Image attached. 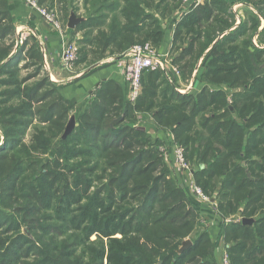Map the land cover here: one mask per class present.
<instances>
[{"label": "trees", "instance_id": "obj_1", "mask_svg": "<svg viewBox=\"0 0 264 264\" xmlns=\"http://www.w3.org/2000/svg\"><path fill=\"white\" fill-rule=\"evenodd\" d=\"M85 1L92 6L87 22L107 30L89 41L97 47L90 65L139 44L158 51L175 23L174 44L184 50L174 64L192 72L209 50L195 77L205 87L182 94L162 72L145 73L135 105L126 100L110 112L97 95L82 116L72 114L77 125L63 137L75 105L45 72L35 38L14 52L18 21L9 0H0V264H217L216 244L202 225L194 230L197 207L170 178L160 142L138 125V114L174 135L196 184L209 195L217 191L222 220L261 213L253 225H225L222 234L232 264H264V46L252 41L257 36L264 45V0H246L256 14L231 32L226 0L191 6L178 21L183 0ZM246 32L248 41L234 45ZM37 148L44 162L34 159ZM187 238L192 244L182 250Z\"/></svg>", "mask_w": 264, "mask_h": 264}, {"label": "crops", "instance_id": "obj_2", "mask_svg": "<svg viewBox=\"0 0 264 264\" xmlns=\"http://www.w3.org/2000/svg\"><path fill=\"white\" fill-rule=\"evenodd\" d=\"M65 1L66 0H62V2ZM67 1L70 14L67 18V23L65 22L67 30L65 29L64 31H57L53 27L45 23L38 16V14L31 8H29L22 0H9V4L10 10L12 11L13 16L15 17L16 21H18L20 26L22 25L21 21L24 20V23L27 24L29 28H31L27 29V27L23 25V27H19L18 30H27L33 32L32 35L37 40L39 46H41L42 48L43 57H45V54L47 56V60H44L43 58L44 68L46 67V64L48 65V69H45V72L49 75L51 82L55 83L59 87V95L66 101H69L75 105L74 114L82 116L85 111L89 110V108L92 107L93 101L96 99L97 95L105 98L110 112L113 111L114 108L120 109V107L125 104L126 100L129 102V83L127 80V66L124 64L126 60L125 57L116 58V56H110L107 54L102 60L90 66L86 65L88 61H85L80 65H73L71 69H66L63 66L62 54L65 48H67L68 46L87 45L91 49H93L94 46L95 49L96 46L89 43V41H91L93 37L91 36L90 38V35H94V33H96V29L102 27L101 25H99V22L88 23L87 21L89 17L87 16L81 17L75 15L70 8L71 0ZM47 2L48 1L44 3ZM81 2L82 0L79 1V3ZM226 2L231 8V13L235 8V10L240 15L239 17L236 15L238 21L237 23H239L240 21L243 23L247 18V13H249V15L252 14L249 4L246 0H226ZM42 4L43 3L40 2L41 6H43ZM189 7V4L185 5L183 3L182 7L179 9V13L177 14V21L180 20L182 16L190 10ZM72 17L80 20V23L74 28L69 27L70 19ZM97 18L99 19L100 17L97 16ZM263 28L264 21L262 20L260 31H262ZM232 29H230L229 32L233 31ZM17 34H19L18 31ZM174 38L175 23H171V25L165 32L163 43L157 51L161 56L169 59V61H172L173 64L174 59L180 56V54L184 50L183 47H178V45L175 47ZM222 38L223 36H220L218 40H221ZM252 41L256 47L264 46L260 45L257 36L253 38ZM208 52L209 50H207L205 54L201 56L192 72L184 68L185 62H181L178 65L174 64L180 70V76L175 78L173 77V80H175L174 85L169 83V81L167 80L168 83L174 86L177 92L182 94L192 92L196 95L202 92L205 84L203 82H198L195 77L196 75H198V72H203L204 68L202 67V62ZM182 72L184 74H187L188 77L184 78ZM162 74L164 75L163 72ZM182 89L184 92L182 91ZM241 90L242 88L230 90L231 94L228 97L229 102H232V92ZM72 117L75 118L74 115H72L70 118ZM137 117V122H140L139 124H141V127H143L144 130L147 131L149 135L153 139H155L156 142H160V144L163 143L164 145H169V148H166L168 160L172 162V167H178L176 165V157L172 156L176 154L174 135L170 132L157 130L156 127L153 126V120L151 119L150 115L148 116L138 114ZM122 119L123 118L120 117L119 119L115 120L114 123L117 124L116 122L119 123L122 121ZM158 148L159 150H162L160 146ZM176 176L181 187L185 190V193H187L186 195L190 202L197 207L199 216L201 218V225L209 234L210 239L216 244L215 261L217 264H220L222 255H218L217 252L222 253L224 249L228 251L231 246L227 244L226 238L222 234V227H224L226 223L218 215V203L216 200L217 198H213L209 204H202L199 198L194 194L191 175L187 172L177 171ZM243 209H245L244 206L242 207L241 211H244ZM238 216L239 218H241L240 221L243 225H253L256 222L257 218L261 216V214H257L249 218L247 216H244V213L242 212V214H238ZM244 220H246L245 223H243Z\"/></svg>", "mask_w": 264, "mask_h": 264}, {"label": "rangeland", "instance_id": "obj_3", "mask_svg": "<svg viewBox=\"0 0 264 264\" xmlns=\"http://www.w3.org/2000/svg\"><path fill=\"white\" fill-rule=\"evenodd\" d=\"M48 2L47 3H43L42 5L43 6H41L42 8H45V9H47V10H51V11H54L55 13H57V15H58V23H59V25H60V29H62L63 31L66 29L67 30V27H66V21H67V17H68V13L70 14V10H67L66 11V8H68L69 6H68V1L66 0L65 2H62V0H47ZM80 1V0H79ZM79 1H75V3L72 5V6H70V8L72 9V11L74 12V14L75 15H77V16H81V17H90L91 16V8H92V6L89 4L90 3V1H89V3H86V1L84 0H82V2L81 3H79ZM260 1H262V0H253L252 2H260ZM95 0H91V4L93 3V4H95ZM207 2V1H206ZM205 2V3H206ZM63 3V4H62ZM9 7H10V4H9ZM249 7H250V11H252V14H256V9L251 5V4H249ZM237 9V8H236ZM230 10H231V8H230ZM233 12V15H234V20H233V29L232 30H237V28H238V26L240 27L241 26V24H243L241 21L239 22V23H237L238 21H237V18H236V15L239 17L240 15L238 14V12L235 10V8H234V10H232ZM68 12V13H67ZM107 12V11H106ZM104 13V15L106 14V15H108L109 16V18H111V13H109V12H107V13ZM251 15V14H250ZM249 13H247V15H246V20H245V22L246 21H248V19H249ZM94 17V16H93ZM111 20H108V21H106V23H105V25L106 24H109V22H110ZM22 22V25L20 26V27H23V25L25 26V27H27V29H31V28H29L28 27V25L27 24H25L24 23V20L23 21H21ZM66 22V23H65ZM235 25V26H234ZM260 30V29H259ZM101 31H107L106 30V26H102V27H100V28H97L96 29V33H94V35H90V38H91V36H93L92 37V40H95L96 38H97V36H98V33H100ZM20 32H23V33H21L20 34V36L17 34V32H16V36H15V38H14V52L16 51V49L19 47V46H22V43H21V36H23V37H27V39L25 40V41H29L30 43L32 42V40L34 39V36L32 35L33 34V32L32 31H27V30H21ZM256 37V36H255ZM254 37V38H255ZM33 38V39H32ZM239 39L234 43V45H239V44H243L244 42H246V41H248V39L250 38V34L248 33V32H246L245 34H244V36H240V37H238ZM24 41V42H25ZM23 42V41H22ZM11 43V39L8 41V44H10ZM139 45H141V46H144V44H139ZM136 46V45H135ZM138 46V45H137ZM151 46V48H153V46L152 45H150ZM178 47H181L179 44H178ZM185 47V46H184ZM97 47H95V49H96ZM94 49V46H93V49H91V48H89L87 45L86 46H83V45H77L76 46V55H77V61L74 63V65H80V64H82L83 62H85V61H88V63L86 64V65H90V63L93 61V59H94V57L91 55V53L95 50ZM154 49V48H153ZM41 51H42V49H41ZM91 55V56H90ZM196 55H197V53H196ZM44 58V60H47V56H46V54H45V57H43ZM86 58V59H85ZM90 58V59H89ZM85 60V61H84ZM34 62V61H33ZM33 62H27V64L28 65H30V64H34ZM172 62V61H171ZM26 64V63H25ZM24 63H23V65H25ZM22 65V66H23ZM87 67V66H86ZM37 69V67L34 65V66H32V67H30L29 69L27 68V69H22L21 70V74H20V78H25V77H27V76H29V75H32L34 72H35V70ZM46 69V67L44 68V70ZM157 71H160V70H157ZM155 72V71H154ZM161 72H163V71H161ZM165 73V72H164ZM185 78L186 77H188V75L187 74H182ZM168 81H169V83H171V84H175V80H173V77L175 78V76H173L171 73H165L164 75H163ZM42 79V77H39L38 79H36V80H32L30 83H29V86H32V85H34V84H37V82H39V80H41ZM158 83H160V81L158 82ZM167 88V86L166 85H163L162 87H160V89H158V92H162V91H165V89ZM2 87H0V93H1V91H2ZM180 89V88H179ZM186 89V88H185ZM187 89H188V87H187ZM182 91H183V89H182ZM184 92V91H183ZM188 93V92H187ZM10 104H12V103H10ZM15 104H18V101H16V103ZM74 112H75V110H73L72 112H71V116H72V114H74ZM70 116V117H71ZM71 119V118H70ZM70 119H69V121H70ZM75 121H76V119H75ZM69 123V122H68ZM68 125V124H67ZM77 124H76V122H75V126H76ZM67 128V127H66ZM66 130V129H65ZM29 134L30 135H33L34 134V132L33 131H30L29 132ZM55 133H53L52 135H54ZM52 135H48V137L46 138V141H49L51 138L50 137H52ZM64 135V134H63ZM64 137V136H63ZM27 142H29L30 141V137L27 135ZM53 141L55 142V144L58 142V138H55V139H53ZM0 143H1V139H0ZM43 143H45V142H43ZM174 145H175V147H176V149L178 148V147H181V146H178L177 145V143L176 142H174ZM160 147L162 148V150H159V152L163 155V158H164V160H165V162H166V164L168 165V167H169V170L171 171V174H170V178L172 179H175L176 181H177V183H179V180H178V178H177V171H179V172H181V171H183V172H187L188 174H190L191 175V177H192V183H193V190L197 187V188H199V189H201L202 190V192H203V194L205 195V196H207L209 199H213L215 196H214V194H215V192H217V191H214V193H212V195H209V194H207V193H205L204 192V190L199 186V185H197L196 184V182H195V179H194V173L191 171V164L186 160V156H185V151H184V149H183V161L181 162V165H179L178 167H172V162H170L169 160H168V156H167V153H166V148H169V145H164L163 143L162 144H160ZM36 150V152H34L33 153V157H34V159L36 160V162L37 161H42V162H44L45 160H46V158H47V155H45V154H43V153H41V150L40 149H35ZM172 156H175V157H177V155L176 154H174V155H172ZM48 160V159H47ZM176 173V174H175ZM27 176H29L28 178H32L33 177V174H31V173H29V172H27ZM215 184H216V181L214 182ZM179 185H180V183H179ZM181 186V185H180ZM187 194V193H186ZM196 208V207H195ZM196 210H197V208H196ZM196 213H197V211H196ZM261 214V213H260ZM259 214V215H260ZM201 226V218H200V216H198V218H197V225H196V227H194V230L196 229V231L199 229V227ZM199 226V227H198ZM203 229V226H202V228L200 229V230H202ZM25 232H27V231H25ZM187 242H191L192 243V240L190 239V238H187L185 241H184V244H183V246H182V250L183 249H185V244L187 243ZM224 253H226V254H228V257L230 256V252H229V250L227 251L226 249H224V251H223ZM217 254L218 255H223L222 253H219V252H217ZM214 255H215V252H214ZM230 258V257H229ZM231 259V258H230Z\"/></svg>", "mask_w": 264, "mask_h": 264}, {"label": "built area", "instance_id": "obj_4", "mask_svg": "<svg viewBox=\"0 0 264 264\" xmlns=\"http://www.w3.org/2000/svg\"><path fill=\"white\" fill-rule=\"evenodd\" d=\"M29 8L35 11L38 16L48 25L53 27L57 31H62L58 23V15L54 11L42 8L40 5L41 0H22ZM207 0H183L185 5H190L193 7L204 5ZM20 24L17 23V31L19 36L21 33L18 30ZM27 37L21 36V43L23 44ZM23 41V42H22ZM126 58L124 64L127 66V80L129 83V95L128 100L132 105H135L138 98L142 94V78L145 73L154 72L157 70L163 71V73H171L175 77L180 76V70L171 62L169 59L161 56L157 50L151 48L150 44H145L144 46L136 45L131 48V50L123 56ZM76 46H68L65 48L62 54V63L66 69H71L74 63L77 61ZM46 69L48 65L46 64ZM164 73V74H165ZM140 123V122H139ZM138 123V125H140ZM176 165H181L183 161V149L178 147L176 149ZM194 194L197 196L202 204H209L212 199L205 196L201 189L195 188ZM241 218L237 215L235 217L228 218L225 221L226 225H231L235 223H240ZM222 258L220 264H232L231 259L228 254L222 252Z\"/></svg>", "mask_w": 264, "mask_h": 264}, {"label": "water", "instance_id": "obj_5", "mask_svg": "<svg viewBox=\"0 0 264 264\" xmlns=\"http://www.w3.org/2000/svg\"><path fill=\"white\" fill-rule=\"evenodd\" d=\"M79 23H80V20H79V19H77V18H75V17H72V18L70 19L69 27H70V28H74V27H75L76 25H78ZM119 121H121V120H119ZM116 123H118V122H116ZM74 128H75V118L72 117V118L70 119L68 125H67V128H66V130H65L64 137H66L67 135L71 134L72 131L74 130ZM245 222H246V220H244L243 223H245ZM191 244H192L191 242H187V243L185 244V248L189 247Z\"/></svg>", "mask_w": 264, "mask_h": 264}]
</instances>
